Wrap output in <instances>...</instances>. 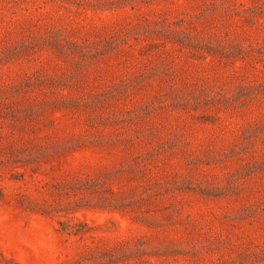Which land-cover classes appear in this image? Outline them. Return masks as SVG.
<instances>
[{"label": "rangeland", "instance_id": "374dc122", "mask_svg": "<svg viewBox=\"0 0 264 264\" xmlns=\"http://www.w3.org/2000/svg\"><path fill=\"white\" fill-rule=\"evenodd\" d=\"M0 264H264V0H0Z\"/></svg>", "mask_w": 264, "mask_h": 264}]
</instances>
